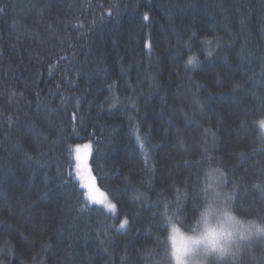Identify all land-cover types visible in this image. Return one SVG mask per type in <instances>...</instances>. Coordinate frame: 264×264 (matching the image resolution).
<instances>
[{"label": "trees", "instance_id": "16d2710c", "mask_svg": "<svg viewBox=\"0 0 264 264\" xmlns=\"http://www.w3.org/2000/svg\"><path fill=\"white\" fill-rule=\"evenodd\" d=\"M0 8V264H170L165 202L190 224L234 182V211L264 221V0ZM242 245L223 264H264Z\"/></svg>", "mask_w": 264, "mask_h": 264}, {"label": "clouds", "instance_id": "9594fccd", "mask_svg": "<svg viewBox=\"0 0 264 264\" xmlns=\"http://www.w3.org/2000/svg\"><path fill=\"white\" fill-rule=\"evenodd\" d=\"M175 227L168 238L170 264H211L213 259L222 264L238 245L264 236V221L238 215L218 186L207 190L190 224Z\"/></svg>", "mask_w": 264, "mask_h": 264}, {"label": "snow or ice", "instance_id": "6c2138e0", "mask_svg": "<svg viewBox=\"0 0 264 264\" xmlns=\"http://www.w3.org/2000/svg\"><path fill=\"white\" fill-rule=\"evenodd\" d=\"M2 12H3V9L0 8V13H2ZM109 14H110V11H109ZM143 19L145 21L149 20L148 13H145L143 15ZM193 35H195V33ZM208 43H211V42L209 41ZM209 55H211V52H209ZM194 63H196V61L194 60V58L193 57H189V59L187 60V64L188 65H192ZM13 95H16V93H13ZM197 103H201V102L200 101H197ZM75 118H76L75 117V114H73V119H75ZM260 126H261V128H264V120L260 121ZM207 131L208 130L206 129L205 132H207ZM213 135H215V134H213ZM137 141H138V144H139L141 150L142 151H146L145 148H144V142L142 140H140L139 136H137ZM85 147H89V146L86 145ZM77 159L79 160L80 158L77 157ZM145 163H147V158H145ZM76 167H77V172H79L80 164H77ZM152 170H154V166H153V169H149V172H151ZM221 175L223 176L224 173L221 172ZM254 187H262V186L259 185V184H256V185H254ZM241 188L243 189V191H241ZM262 190H264V188H262ZM246 191H247V186L246 185H242V184H239V183L234 182L233 183L232 191L229 192V193H224V196H225V199L228 201V203L230 204L231 207H234L236 205H241L242 206L243 205V200H244V194L246 193ZM138 198L139 197H137V199ZM199 198H200L199 193H195L194 192V195H193V211H196L197 208L199 207V204L197 203V201L199 200ZM92 199L94 200L95 197H92ZM108 209L110 211L114 210L115 209V205L112 204V203H109L108 204ZM167 212H168V205H167V202H165V212L163 214L164 217H165V222L168 223V224H171L173 231H178V229L175 227V223H173V216H175V218L177 220H180V216L179 215H176V213H173V216H168L167 215ZM154 218H156V215L155 214H154ZM193 218H195V217H193ZM181 222H183V221H181ZM128 224H129V219H128L127 216H125L124 219L120 221V223L118 225V230L125 229V227ZM256 240H259L261 242H264V236H256V237H253L251 239H248V240H246L244 242H247L249 248H251L252 245H253V242L256 241ZM99 243L102 245L104 243V241L101 240V241H99ZM242 244L238 245L237 252L234 255L231 256V258L233 260H235L239 256L240 251L242 250ZM165 258L169 259V253H168V250H167L166 247L164 248V251H163V254H162V259H165Z\"/></svg>", "mask_w": 264, "mask_h": 264}, {"label": "rangeland", "instance_id": "374dc122", "mask_svg": "<svg viewBox=\"0 0 264 264\" xmlns=\"http://www.w3.org/2000/svg\"><path fill=\"white\" fill-rule=\"evenodd\" d=\"M80 145H83V146H86V145H87V146H89V147H87V148H88V149H87V156H88V155L90 154V142H89V141H83V142H81ZM74 149H75V147H74ZM85 176L87 177L88 181H92V178L89 177L87 171H86V175H85ZM86 184H87V194L85 193V195H86L87 200H88L89 202L95 203V202L90 201V200L88 199V197H87V195H88L90 199H92V197H95L94 200H96V201L99 202V193H101V190H98V188H96V186H93V184H88V183H86ZM92 200H93V199H92ZM111 202H112V201H111ZM104 208H105L106 210H109L108 207H106V206H104ZM246 243H247V242H244L243 244H246ZM242 246H243V245H242ZM231 259H232L231 257H227V258L222 262V264H223L224 262L229 263ZM228 261H229V262H228ZM211 264H217V262L213 259V260L211 261Z\"/></svg>", "mask_w": 264, "mask_h": 264}]
</instances>
